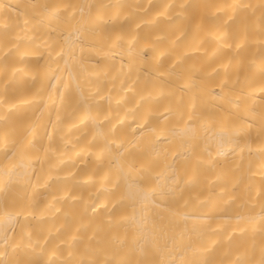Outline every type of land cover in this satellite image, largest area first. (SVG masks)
I'll use <instances>...</instances> for the list:
<instances>
[{
  "label": "bare ground",
  "instance_id": "1",
  "mask_svg": "<svg viewBox=\"0 0 264 264\" xmlns=\"http://www.w3.org/2000/svg\"><path fill=\"white\" fill-rule=\"evenodd\" d=\"M0 264H264V0H0Z\"/></svg>",
  "mask_w": 264,
  "mask_h": 264
}]
</instances>
